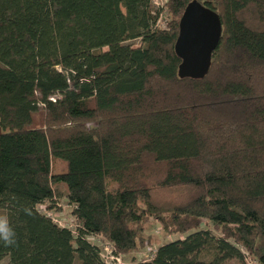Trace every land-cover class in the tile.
Here are the masks:
<instances>
[{"label": "trees", "instance_id": "trees-1", "mask_svg": "<svg viewBox=\"0 0 264 264\" xmlns=\"http://www.w3.org/2000/svg\"><path fill=\"white\" fill-rule=\"evenodd\" d=\"M191 1L160 27L154 0H0V263L118 264L88 237L126 255L155 219L176 239L122 264H264V0H198L223 23L203 79L178 74ZM62 198L75 231L39 210Z\"/></svg>", "mask_w": 264, "mask_h": 264}, {"label": "water", "instance_id": "water-1", "mask_svg": "<svg viewBox=\"0 0 264 264\" xmlns=\"http://www.w3.org/2000/svg\"><path fill=\"white\" fill-rule=\"evenodd\" d=\"M222 35L223 23L219 13L198 0L191 1L182 15L175 43V52L181 59L179 77L205 78Z\"/></svg>", "mask_w": 264, "mask_h": 264}, {"label": "rangeland", "instance_id": "rangeland-1", "mask_svg": "<svg viewBox=\"0 0 264 264\" xmlns=\"http://www.w3.org/2000/svg\"><path fill=\"white\" fill-rule=\"evenodd\" d=\"M168 0H154L155 4L162 8V14L160 17V20L158 22V25L160 27H164L166 25L167 19H168V13L165 8V4ZM134 46H138L140 44V40H135L130 42ZM64 167V165H63ZM58 207L61 209L60 211H47L45 206L46 205H40L39 210L43 213H46L47 215L51 216L56 223H58L60 226L63 227H68L70 229H73L75 231L76 229V219L72 215V209L73 206L68 202L66 198H62L60 200L56 201ZM204 228H210L212 229L216 234H219L208 221H205ZM145 237V243L143 246H140L136 250L130 252L129 254L126 255H120L119 260L116 259L115 254H114V249L112 244L105 239L102 236H90L88 239L98 245L102 251V255L104 260L107 263H131V262H140V261H145L151 259L155 252L156 249L164 243H167L169 241H172L176 239V235H165L164 232L162 231V228L160 224L155 220L151 219L150 223L147 224V230L145 231L144 234ZM147 240L149 242H147ZM112 257H115L112 258ZM252 259V257H247L244 261L245 264H249L248 260ZM3 264V263H0ZM228 264H243L241 261L238 259H233L231 260Z\"/></svg>", "mask_w": 264, "mask_h": 264}, {"label": "clouds", "instance_id": "clouds-1", "mask_svg": "<svg viewBox=\"0 0 264 264\" xmlns=\"http://www.w3.org/2000/svg\"><path fill=\"white\" fill-rule=\"evenodd\" d=\"M13 236L14 233L7 227V217L0 216V240L5 241L6 243H12Z\"/></svg>", "mask_w": 264, "mask_h": 264}, {"label": "built area", "instance_id": "built-area-1", "mask_svg": "<svg viewBox=\"0 0 264 264\" xmlns=\"http://www.w3.org/2000/svg\"><path fill=\"white\" fill-rule=\"evenodd\" d=\"M113 249H114V248H113ZM245 254H246L247 257H250V255H249L248 252H245ZM115 257H116L117 260H119V256L115 255ZM115 257H112V258L115 259ZM248 262H249V264H259L256 260L251 259V258H250V260H248Z\"/></svg>", "mask_w": 264, "mask_h": 264}]
</instances>
